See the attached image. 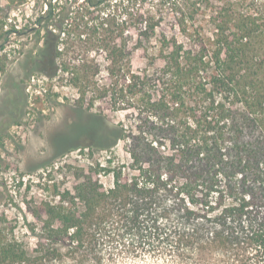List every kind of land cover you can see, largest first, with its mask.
Instances as JSON below:
<instances>
[{
  "label": "trees",
  "instance_id": "trees-1",
  "mask_svg": "<svg viewBox=\"0 0 264 264\" xmlns=\"http://www.w3.org/2000/svg\"><path fill=\"white\" fill-rule=\"evenodd\" d=\"M84 2L99 16L42 27L32 58L91 118L98 103L127 113L93 119L67 151L122 142L126 157L74 168L71 189L46 182L23 222L0 217V264H103L115 248L264 264V0Z\"/></svg>",
  "mask_w": 264,
  "mask_h": 264
},
{
  "label": "rangeland",
  "instance_id": "rangeland-1",
  "mask_svg": "<svg viewBox=\"0 0 264 264\" xmlns=\"http://www.w3.org/2000/svg\"><path fill=\"white\" fill-rule=\"evenodd\" d=\"M98 7L91 8L84 0H0V217L6 214L23 222L20 209L25 211L26 205L40 201V188L46 182L48 186L64 183L63 187L71 189L76 183L74 168H95L110 157H126L122 142L112 152L85 147L67 151L77 140L80 144L86 141L83 129L94 118L78 107L75 90L44 78L32 58L44 34L39 35L42 27L55 32L56 21L71 11L88 9L97 18ZM48 9L53 20L40 22ZM132 62L136 68L144 66L139 53ZM91 114L98 124L101 119L118 124L127 113L112 112L98 103ZM101 181L107 187L112 185L111 177L103 176ZM116 250L103 264H177L160 254ZM101 252L105 261L110 250Z\"/></svg>",
  "mask_w": 264,
  "mask_h": 264
}]
</instances>
